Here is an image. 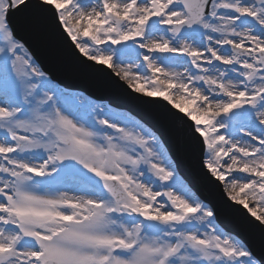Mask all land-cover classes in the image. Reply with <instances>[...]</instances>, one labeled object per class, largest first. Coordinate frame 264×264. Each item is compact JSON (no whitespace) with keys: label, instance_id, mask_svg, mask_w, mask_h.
<instances>
[{"label":"snow or ice","instance_id":"1","mask_svg":"<svg viewBox=\"0 0 264 264\" xmlns=\"http://www.w3.org/2000/svg\"><path fill=\"white\" fill-rule=\"evenodd\" d=\"M17 17L167 102L249 234L156 131L55 83ZM0 264H264V0H0Z\"/></svg>","mask_w":264,"mask_h":264},{"label":"rangeland","instance_id":"2","mask_svg":"<svg viewBox=\"0 0 264 264\" xmlns=\"http://www.w3.org/2000/svg\"><path fill=\"white\" fill-rule=\"evenodd\" d=\"M136 83H137V82L133 81V84H136ZM138 86H143V81H140ZM78 94H80V93H78ZM81 95H84V94H81ZM84 96H85V95H84ZM104 105L107 106L108 108L112 109V110L119 111L116 107L110 106L109 103H106V104H104ZM119 112H120V111H119ZM125 113H126V112H125ZM250 206H252V205H251V202H250ZM258 211H259V209H258Z\"/></svg>","mask_w":264,"mask_h":264}]
</instances>
